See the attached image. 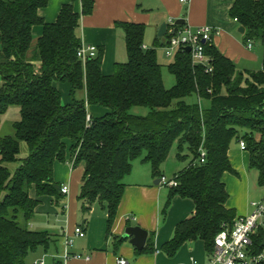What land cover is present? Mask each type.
Returning a JSON list of instances; mask_svg holds the SVG:
<instances>
[{"label": "trees", "instance_id": "1", "mask_svg": "<svg viewBox=\"0 0 264 264\" xmlns=\"http://www.w3.org/2000/svg\"><path fill=\"white\" fill-rule=\"evenodd\" d=\"M48 0H0V120L10 107L19 108L14 136L0 140V264H24L30 252L48 250L57 238L29 228L40 198L54 203L62 199L60 185L53 182L55 162L83 164L78 201L84 220L98 203L106 212V234L111 233L133 161L148 164L153 178L161 177V166L173 146L182 160L186 147L192 159L172 179L165 202L190 200L194 209L179 222L161 253L173 258L189 242L201 241L209 254L222 226L236 217L225 204L228 195L222 182L234 174L228 151L234 141H243L249 169L257 173V186L264 188V0H234L229 16L244 31V40L259 42L262 68L243 80L234 64L211 44H205L211 73L193 67L189 56L179 52L168 72L174 85L165 89L155 49L143 48L145 26L115 23L124 34L127 61L115 64L113 73H101L102 52L81 63L77 51L80 19L92 13L93 0L62 5L57 19L45 23L38 11ZM42 27L34 51L32 28ZM159 47V45L157 46ZM54 81L69 86L71 102L63 104ZM84 91L85 100L75 98ZM196 95L208 102L201 110L185 99ZM89 107L106 113L93 118ZM145 108V116L131 114ZM20 143L27 156L19 158ZM205 163L193 164L200 147ZM20 162L13 174L5 165ZM34 189L35 198L29 191ZM64 214V209H61ZM118 245V243H116ZM137 254L156 253L151 242Z\"/></svg>", "mask_w": 264, "mask_h": 264}, {"label": "crops", "instance_id": "2", "mask_svg": "<svg viewBox=\"0 0 264 264\" xmlns=\"http://www.w3.org/2000/svg\"><path fill=\"white\" fill-rule=\"evenodd\" d=\"M93 2L92 13L81 17L77 33L81 44L95 46L97 55L102 52L101 73L104 76H110L113 73L115 64L127 61L124 34L121 29L115 27V23L144 25L145 34L148 31L155 34L154 44L157 43V38L159 39L157 34L163 23L167 28L163 36L166 40L168 30L171 32L172 29L171 22L176 23L181 20L184 21V26H189L192 29L207 26L218 33L213 37L212 45L234 64L236 72L242 73L243 80H249V73H257L262 68L260 43L250 41L251 45L248 47L249 43L244 40V31L243 34L239 33L240 25L229 16V10L234 0H185V3H180L179 0H93ZM68 3H73L74 11L80 12V0H48L47 6L38 11V16L45 23L52 24L56 21L62 5ZM31 34L37 41L42 35V27L34 26ZM165 43L166 41L164 43L162 41L158 45L162 47ZM143 48L150 49L148 42L144 44V40ZM85 98L84 91H81L78 100H85ZM203 102L208 106L207 101L201 100L200 104L198 103L201 110L207 108V106L203 107ZM62 103L69 104V101L62 98ZM88 111L93 118L101 117L106 113L105 109L99 107H89ZM146 114L147 112L143 111L142 114L136 116H145ZM238 143V141L232 142L228 151L229 162L235 173L232 176L226 175L227 173L225 176L223 175L222 182L228 195L225 207L232 209L236 216H246L250 213L251 208L237 204L233 200L231 192L235 186L240 189L244 186L247 188L249 181H253L255 175L257 180V173L249 169L248 153L241 150ZM173 147L176 148V146ZM68 158L67 155L65 163H54L53 182L60 186H67L68 194L72 195L74 191L73 195L76 196L83 181L84 166L78 164L73 167ZM182 165L176 162L172 163L171 166L174 169L169 171V180L187 166ZM165 171L161 169V177L153 178L150 166L142 162L141 158L133 161L130 174L123 180L124 194L108 237L106 234V212L101 206L92 211L94 204L87 219L84 220L82 216L81 223L78 224L75 216L71 215L68 221L69 229L82 226L86 233L85 238L74 239L72 247L69 248L71 255H81V259L71 260V264H117L118 259L125 260L127 264H169V258L161 253V247L172 238L175 226L190 217L194 206L190 200L174 198V205L166 216L167 209L165 206L162 209L160 205L165 194V199L167 198L169 188L161 183V178H166ZM245 191L247 192V190ZM68 194L62 197H66ZM31 198H35V193ZM53 203L50 197H41L40 204L37 206L29 226L33 231H44L55 236L57 240L50 247L61 242L64 236L72 234V230H70L69 234L62 235V231H57L58 226L50 224V215H52L50 213L54 212ZM65 212L64 210V214ZM53 215H56V219V212ZM129 226H138L147 231V242L153 244L156 253L152 255L137 254L136 250L128 243V239H123V231ZM56 231L61 234H55ZM85 257L89 258L88 262L84 260ZM190 259L194 260L192 257Z\"/></svg>", "mask_w": 264, "mask_h": 264}, {"label": "built area", "instance_id": "3", "mask_svg": "<svg viewBox=\"0 0 264 264\" xmlns=\"http://www.w3.org/2000/svg\"><path fill=\"white\" fill-rule=\"evenodd\" d=\"M185 3V0H179ZM236 21V20H234ZM171 32L168 30L167 40L162 50L167 58L175 57L179 52L189 56L193 67H201L205 73H211L209 57L205 53V44H211L217 31L204 26L192 29L189 26H178L171 22ZM248 47L251 43L248 41ZM186 49L189 52L186 53ZM77 59L85 63L87 59L97 56V48L92 45L81 44L77 51ZM199 99V98H198ZM239 148L245 150L243 141H239ZM198 158L193 164H204L206 152L201 146L198 150ZM161 183L167 187H176L175 180L161 178ZM68 187L61 186L60 193L68 194ZM251 211L246 216H236L230 227L223 225L221 231L213 240V247L208 254L206 264H264V198L250 204ZM86 233L82 226H76L71 235L65 236L67 247L72 246L74 239L85 238ZM81 259L80 255H71L68 248L63 257L56 264H69L71 260ZM89 261L88 257L84 259ZM34 264H45L43 260L35 261ZM117 264H127L125 260L118 259ZM190 264H197L190 259Z\"/></svg>", "mask_w": 264, "mask_h": 264}, {"label": "rangeland", "instance_id": "4", "mask_svg": "<svg viewBox=\"0 0 264 264\" xmlns=\"http://www.w3.org/2000/svg\"><path fill=\"white\" fill-rule=\"evenodd\" d=\"M154 37H155V34L152 33L151 31L146 32V34L144 33V38H143L144 44L145 42H148V48L155 49L157 62L159 65H161V78H162L163 86L165 87V89H169V88H172L174 85V78L170 74V72H168L167 66L173 62L174 57L167 58L162 50L163 46L157 47L158 44H160L162 41L164 43L166 39L163 37L159 39L157 38V43L154 44L153 43ZM35 44H36V40L33 39L28 55H31L32 54L31 52L34 51ZM125 61H126V58H125ZM53 85L59 90L62 98H66L70 103L71 96L69 94L70 90H69L68 84L65 82L54 81ZM79 96H81V91H76L75 98L78 99ZM185 102L189 104H192V103L200 104L201 100L198 99L196 95H193L185 99ZM204 106H207V103L203 102V107ZM143 111L147 112L145 108H133L130 113L135 114V115H140L142 114ZM88 113L90 112L88 111ZM18 120H19V108L15 106L10 107L8 111L6 112V114L0 120V140L7 136H10V137L14 136L13 125ZM176 153H177L176 148L173 147V149L170 152V156L165 160V162L161 166L162 171L166 170L164 174L167 180H169V171H172L174 169L171 166L172 163L176 162L179 164H183L182 166H186L192 159V156L189 154L186 147L183 148V152L181 156L183 157L182 160H179L176 158ZM27 154L28 152H27L26 145L24 143H20L19 158L23 159L27 156ZM19 165H20V162H16L13 164L5 165V167L9 170L10 174H13ZM226 175L232 176V174L230 173H227ZM245 190H247V192ZM231 193H232L233 200L236 201L237 204H241L244 207L248 206L249 208H251L250 207L251 203L258 202L264 198V188H259L257 186L256 175L253 181H249L247 188H245L244 186V188L240 189L238 186H235ZM73 194H74V191L72 195L68 194L66 197L65 196L62 197V199L57 204L55 203L52 204V209L54 212H56L57 218L55 219L56 215H53L54 212H52L50 213L52 215H50L51 220L49 222L50 224H55V226H58L57 231H60V232L62 231L61 232L62 235L64 233L69 234V231L73 230L76 227V226L71 227L73 229H69L68 221L71 215L75 216L76 218L75 220L77 224L81 223V220H82V216H83L81 213L82 204L77 199L79 193H77L76 196H74ZM29 195L30 197H34V189H31L29 191ZM165 197H166V194H165ZM165 197L163 199L164 201L162 200V202H160L162 209L165 206V201H166ZM173 205H174V199L172 200L169 208L166 210V213H165L166 216L168 215L167 214L168 211L170 212V210L172 209ZM99 206L100 205L96 203L92 211L94 209L97 210ZM61 209H64L66 211L65 214L61 213ZM29 228L31 229V227ZM57 231L55 232V234L57 235L61 234V233H57ZM64 239H65V236L63 237V240L61 242H58L55 246L50 247L46 251H44L42 248H38L36 251L28 253V255L24 259V264H34L35 261H40V260H43L45 264H55L56 260L59 261L63 257V253L65 252V249L68 248L69 250V248L72 247V246L67 247ZM190 257L194 258L197 264H206L208 254L204 250L201 241L197 240L194 242L186 243L177 252V254L173 258H169V264H190ZM69 264H71V262Z\"/></svg>", "mask_w": 264, "mask_h": 264}, {"label": "water", "instance_id": "5", "mask_svg": "<svg viewBox=\"0 0 264 264\" xmlns=\"http://www.w3.org/2000/svg\"><path fill=\"white\" fill-rule=\"evenodd\" d=\"M178 26L184 24V21H176L175 23ZM166 24L163 23L158 30L157 36L159 38L163 37L166 33ZM239 33L243 34V29L240 27L238 30ZM189 52V49H186V53ZM123 239H128V243L136 250L142 251L146 245L148 239V232L141 229L138 226L126 227L123 231Z\"/></svg>", "mask_w": 264, "mask_h": 264}]
</instances>
